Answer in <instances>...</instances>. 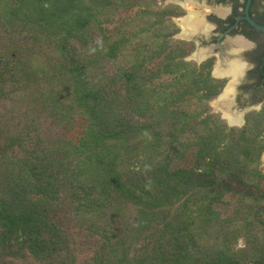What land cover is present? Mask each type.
<instances>
[{
  "label": "trees",
  "instance_id": "obj_1",
  "mask_svg": "<svg viewBox=\"0 0 264 264\" xmlns=\"http://www.w3.org/2000/svg\"><path fill=\"white\" fill-rule=\"evenodd\" d=\"M184 14L0 0V264H264V107L212 112Z\"/></svg>",
  "mask_w": 264,
  "mask_h": 264
},
{
  "label": "flooded vegetation",
  "instance_id": "obj_2",
  "mask_svg": "<svg viewBox=\"0 0 264 264\" xmlns=\"http://www.w3.org/2000/svg\"><path fill=\"white\" fill-rule=\"evenodd\" d=\"M180 1L179 5L187 14L182 18H194V24L189 28L195 31L185 32L187 37L184 39L192 41L195 54L207 58L206 61L212 59L209 56L218 55L220 60L215 76L233 82L229 86L233 88L229 98L222 99L223 113L225 111L227 118L236 121L244 113L246 123L249 112L264 107V30L252 26L246 16L248 11L253 20L264 25V0ZM188 2L202 8L192 12L186 8ZM180 27L182 32V24ZM232 62L241 65L242 71L236 78L230 73Z\"/></svg>",
  "mask_w": 264,
  "mask_h": 264
},
{
  "label": "rangeland",
  "instance_id": "obj_3",
  "mask_svg": "<svg viewBox=\"0 0 264 264\" xmlns=\"http://www.w3.org/2000/svg\"><path fill=\"white\" fill-rule=\"evenodd\" d=\"M188 1V0H187ZM166 3H175V4H177V5H179V3H181V1L180 0H166ZM183 8V7H182ZM186 8L188 9V10H190V11H192V12H194V10L195 11H197V10H199V9H201L202 7L201 6H199L198 4H195V3H192V2H188V4H186ZM184 9V8H183ZM185 10V9H184ZM185 15H187L186 14V10H185V14L184 15H182V16H179V17H181V19H178L179 17H174L173 18V20L176 22V24L178 25V27H179V32L174 36V38H176V39H182V40H186V41H189V40H187V39H184V37H187L186 36V33H185V31L183 30L182 32H181V24H182V27H183V19L184 18H182L183 16H185ZM181 36H183V37H181ZM194 55H196V56H194ZM209 57H211L210 59L212 60V65H211V67H210V71H211V76L212 77H214V78H218V77H216L215 76V74L214 73H216L217 74V72H216V68L218 67V65H219V56L218 55H214V56H209ZM198 59H200V56L198 55V54H195V51L193 50L186 58H185V60H187V61H193V62H196L197 63V65H200V64H202V63H204L206 60H207V58L205 59V60H203V61H201L200 60V62L198 61ZM171 78V77H170ZM169 77H167V76H165L164 78H161V80L162 81H164V82H169L168 80L170 79ZM218 79H221V78H218ZM221 80H225V84H224V87H223V89H222V92L216 97V98H214V99H212V101L210 102V105H211V108H212V112H217V113H220L221 114V117L223 118V119H225L226 121H227V123L229 124V121H228V119H227V117L225 118V117H223L224 115H225V111H224V113H223V110L221 109V107H222V99L223 98H226V99H228L229 97H225V94L227 93H223L224 92V89H225V87L228 85V83H229V81H228V79L226 78H222ZM229 88V87H228ZM222 93L224 94V96H220V95H222ZM224 101V100H223ZM225 104H226V102H224ZM229 104H231V103H229ZM230 126V125H229ZM80 134H81V129H79L78 128V130L72 135L73 137H75V139L78 137V136H80ZM262 161H263V164H264V153H263V156H262ZM244 245V241L243 240H240L239 241V246H243Z\"/></svg>",
  "mask_w": 264,
  "mask_h": 264
},
{
  "label": "bare ground",
  "instance_id": "obj_4",
  "mask_svg": "<svg viewBox=\"0 0 264 264\" xmlns=\"http://www.w3.org/2000/svg\"><path fill=\"white\" fill-rule=\"evenodd\" d=\"M194 24V18L192 17H186L183 19V29L184 31L187 33H192L194 32L193 30L191 31V29L189 28V25ZM188 30V31H187ZM230 69V73L234 75V78L238 77V74L241 73L242 69H241V65H239L236 62H232L229 66ZM234 87V86H232ZM233 91V88L229 87L228 90L226 91L227 93L225 94V97H229V94H231ZM232 122L235 121V119H230Z\"/></svg>",
  "mask_w": 264,
  "mask_h": 264
},
{
  "label": "water",
  "instance_id": "obj_5",
  "mask_svg": "<svg viewBox=\"0 0 264 264\" xmlns=\"http://www.w3.org/2000/svg\"><path fill=\"white\" fill-rule=\"evenodd\" d=\"M189 14H190V13H189ZM246 17H247L249 23H250L252 26H254V27L257 28V29L264 30V25L259 24V23H257L255 20H253V19L250 17V15L248 14V11H247V16H246ZM194 56H196V55H194ZM200 60L203 61V60H205V58L200 57V59H198V61L200 62ZM232 83H233V82H232ZM232 83L229 82L228 85L225 87L224 92H223L224 94H225V92L228 90V87L232 85ZM223 93H222V95H220V96H224ZM231 99L233 100V98H231ZM231 99H230V100H231ZM243 114H244V113H243ZM243 114H242L240 120H238V121L235 120V121L232 122L229 118H227L228 121H229V125H230V126H234V125L242 126V125H244V124H245V121H244V118H243ZM223 117L226 118L225 115H224Z\"/></svg>",
  "mask_w": 264,
  "mask_h": 264
}]
</instances>
